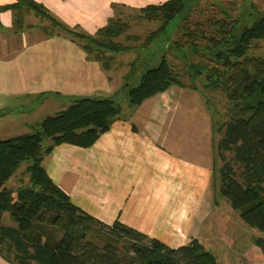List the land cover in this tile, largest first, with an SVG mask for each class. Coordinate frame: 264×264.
Returning <instances> with one entry per match:
<instances>
[{"label":"trees","instance_id":"obj_1","mask_svg":"<svg viewBox=\"0 0 264 264\" xmlns=\"http://www.w3.org/2000/svg\"><path fill=\"white\" fill-rule=\"evenodd\" d=\"M195 1L167 0L138 9L139 19L157 25L144 35L140 45L141 50H153L147 59L155 57L157 61L153 65L146 60L136 62L140 73L129 82L136 72L131 62L119 90L125 91L127 105L134 109L171 87H184L166 60V49L185 58L181 50L186 47L192 55L206 59L207 62L188 65L185 73L190 81L201 77L204 89L222 92L227 102L225 120L215 131L214 152L220 164L216 170L217 196L247 228L261 235L252 240L251 256L257 260L254 264H264V58L250 53L256 42L264 40V15L255 17L252 13L248 15L251 23L240 25L238 20L225 22L227 14L219 12L220 19L192 24L187 17L193 6L190 2ZM2 9H24L46 20L69 37L86 60L100 63L105 71L111 61L104 53L131 49L114 42L128 30L127 24L118 20L108 19L93 35H87L56 22L32 0H14ZM176 17V37L170 41L172 35L163 33ZM50 33H54L51 28ZM155 48L162 50L157 54ZM120 111L110 98H77L41 119L34 133L0 141V217L6 214L14 225L11 228L0 224L2 262L216 264V259L195 240L172 250L117 221L110 226L97 222L75 207L46 176L41 162L54 148L65 145L90 149L120 118ZM44 140L49 146L42 151ZM22 165L26 183H19L15 190L5 189Z\"/></svg>","mask_w":264,"mask_h":264},{"label":"rangeland","instance_id":"obj_2","mask_svg":"<svg viewBox=\"0 0 264 264\" xmlns=\"http://www.w3.org/2000/svg\"><path fill=\"white\" fill-rule=\"evenodd\" d=\"M143 2L138 0L128 5L110 2L107 6L109 12L103 21L97 20V18L95 20L94 14L96 17L100 14L97 10L91 11L89 9L87 13H83L84 20L87 22L83 24L84 27L79 29L74 26V32L80 31L87 35H93L98 28L106 24L108 19L127 24L128 30L114 42L130 46L131 49L124 53H104L105 57L111 61L110 67L106 71L100 67V63L86 60L81 50L75 43H71L69 37L65 36L61 30L55 27L52 28L46 20H41L37 24L40 33H38L35 40L53 38L56 41L51 43L56 44L58 50H54L50 45H47L44 47L45 49L41 48L34 51V53L37 52L35 60L30 59L27 66L15 63L0 66V77L5 75L13 78H21L26 74V71L33 72L39 68L41 78H37V81H39L36 82L34 90L42 92L35 96L29 94V92L25 94L24 89L28 84L26 82L16 83L14 82L15 79H13L10 86L4 84V93L0 94V140H8L34 133L41 119L60 111V109H63L62 107L67 106L70 101L77 98H110L119 106L121 114L128 109L130 111L134 110L127 105L125 91L119 90L122 77L133 61L136 72L129 82L140 73L135 65L136 62L141 64V61L144 63L146 60L150 65H153L157 61L155 57L151 61L147 59V57H150L151 51L153 52L151 48L148 51L140 49V45L144 41V35L157 28L156 24L139 19L138 9L153 4ZM190 3L193 6L187 18L192 24L204 23L209 18L220 19L222 17L219 12L227 14L228 19L223 18L225 22L238 20L240 25L246 23L249 25L251 22L248 15L252 13L255 17L257 14L264 15V0H196L195 3ZM48 15L59 22L56 17V19L52 17L51 13ZM73 17L75 18V15ZM24 21L26 24L33 23L32 18L30 20L25 18ZM177 23L178 18L176 17L168 23L163 33L166 36L167 34L172 35L170 41L176 37L173 31ZM26 27L27 25H25ZM50 28L54 33H50ZM19 40L23 45V39L19 37ZM165 47L166 45L163 49ZM158 50H162V48L155 50L157 54ZM181 51H184L185 58L179 57L169 49H166L165 57L173 72L180 76L179 81L184 87L181 89L171 87L163 94L144 101L140 106L141 108L152 109V116L156 117L153 120L154 127L160 126L159 129L168 138L170 150L172 149V152H174L171 153L169 148L165 147L170 152L171 159L180 160V158L188 157V164L190 165L194 164L195 161L199 162L200 165L206 164L205 167L209 169L207 185H200L199 181L196 180L193 183L186 181L188 182V186L184 187L186 194L190 187L194 188L192 200L195 199V206L193 210L175 213V218L170 221L169 226H164L160 232L154 230L155 232L151 237L141 235L145 236L147 240L159 242L167 249L181 244L185 245L191 240H195L216 259V264L257 263V260L251 256V253L254 252L251 243L252 240L261 237V235L247 228L238 219L237 213L233 212L217 196L216 192L218 186L216 170L220 167V164L214 152V142L217 140L215 131L225 120L226 99L224 94L218 90L204 89L202 87L204 81L201 77L193 81L188 79L185 73L188 65L207 61L201 58L199 54L192 55L186 47ZM250 53L264 58V40L256 42ZM80 60L82 61L80 62ZM56 71L65 74L63 76L57 75ZM71 73L73 76L78 74V78L84 79L80 89L83 91L88 89V91L77 94L74 85V93L67 94L66 97L56 91L61 82L69 83ZM78 78L73 79L77 80ZM51 80L52 82H50ZM29 81L31 80L29 79ZM134 81L136 83V79ZM49 84L53 85L54 90H51V88L45 89ZM190 86H193L194 89L188 88ZM49 93H57L58 99L52 98ZM47 146H49V143L44 140L40 148L43 151ZM24 168L25 165L20 166L10 178L11 180L7 184L8 190H15L19 183H26V176L23 174ZM175 187L176 185L173 188ZM178 190L174 189L170 193L179 197ZM194 202L191 201L190 203L194 204ZM2 222L3 224L13 225L7 215L2 219ZM183 224H186L187 227Z\"/></svg>","mask_w":264,"mask_h":264},{"label":"crops","instance_id":"obj_3","mask_svg":"<svg viewBox=\"0 0 264 264\" xmlns=\"http://www.w3.org/2000/svg\"><path fill=\"white\" fill-rule=\"evenodd\" d=\"M32 1L42 5L48 14L51 13L52 17H56L65 26L81 29L83 24L87 23L83 15L87 10H97L100 14L97 17L94 14L95 20L97 18L103 21L109 12L107 6L110 2L128 5L138 0ZM142 1L156 4L167 0ZM13 3L14 0H0V8ZM25 18H32L33 23L26 24ZM40 21L24 9L0 10V66L13 63L27 66L30 59L35 60L37 52L34 51L45 49L47 45L58 50V46L51 43L56 41L53 38L35 40L40 33L37 28ZM19 37L25 45L20 43ZM38 72L39 68L33 72L26 71L21 78L3 75L0 77V94L4 93V84L10 86L13 79L16 83L28 84L24 89L25 94L29 92L35 96L42 93L34 90L36 82L39 81L37 78H41V71ZM64 74L57 72V75ZM69 77V83L61 82L58 89L56 88L62 96L73 94L74 89L77 94L88 91L80 89L84 79L78 78V74L73 76L71 73ZM73 85L76 88L73 89ZM49 88L54 90L53 85L45 87ZM49 94L52 98H57V93ZM151 111L152 109L138 106L132 111L128 109L122 114L120 112V118L115 120L110 130L100 136L90 149L81 150L62 145L54 148L41 162L42 169L52 184L83 213L105 226L117 221L120 225L149 237L154 230L160 232L164 226H169L170 221L175 218V213L193 210L194 188L190 187L186 194L184 187L188 186V182L193 183L195 180L199 181L200 185H207L209 171L208 167H205L206 164L200 165L196 161L193 166L188 164V157L178 156L180 160L171 159L169 153L174 152L170 150L168 138L163 135L160 126L154 127L153 120L156 117L152 116ZM166 146L170 152L165 149ZM8 182L5 184L7 190ZM174 189H179V197L170 193ZM191 201L194 204L190 203ZM5 216L6 214H3L0 217V224L13 228L14 225L3 224L2 219ZM183 225L187 227L186 224ZM181 246L184 245L171 249ZM0 264L5 263L0 260Z\"/></svg>","mask_w":264,"mask_h":264}]
</instances>
